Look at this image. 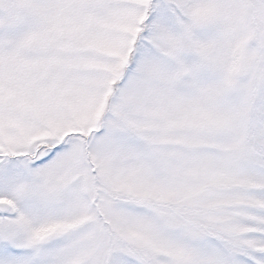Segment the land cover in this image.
Masks as SVG:
<instances>
[{
    "label": "snow or ice",
    "instance_id": "obj_1",
    "mask_svg": "<svg viewBox=\"0 0 264 264\" xmlns=\"http://www.w3.org/2000/svg\"><path fill=\"white\" fill-rule=\"evenodd\" d=\"M0 264H264V0H0Z\"/></svg>",
    "mask_w": 264,
    "mask_h": 264
}]
</instances>
